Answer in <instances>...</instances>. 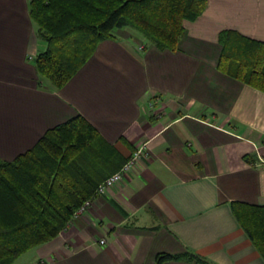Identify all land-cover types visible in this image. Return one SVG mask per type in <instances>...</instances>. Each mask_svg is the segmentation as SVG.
Listing matches in <instances>:
<instances>
[{"label":"crops","instance_id":"obj_1","mask_svg":"<svg viewBox=\"0 0 264 264\" xmlns=\"http://www.w3.org/2000/svg\"><path fill=\"white\" fill-rule=\"evenodd\" d=\"M30 2L0 0V158L78 114L124 156L145 154L13 264H156L159 252L184 251L210 264H264L232 208L264 205V164L252 162L264 158V92L218 66L222 30L264 41V0H208L176 51L118 29L60 89L37 73L45 43Z\"/></svg>","mask_w":264,"mask_h":264},{"label":"trees","instance_id":"obj_2","mask_svg":"<svg viewBox=\"0 0 264 264\" xmlns=\"http://www.w3.org/2000/svg\"><path fill=\"white\" fill-rule=\"evenodd\" d=\"M207 5L208 0H31L30 15L45 43L34 60L37 73L54 88L64 87L118 29L176 51L187 24ZM219 42V69L264 92V41L225 29ZM130 157L78 114L47 129L14 159L0 158V264H13L56 238ZM232 208L264 257V205L234 201ZM173 260L210 264L191 251L156 255V264Z\"/></svg>","mask_w":264,"mask_h":264},{"label":"built area","instance_id":"obj_3","mask_svg":"<svg viewBox=\"0 0 264 264\" xmlns=\"http://www.w3.org/2000/svg\"><path fill=\"white\" fill-rule=\"evenodd\" d=\"M153 105V103H152ZM161 116V115H159ZM145 154L144 148L140 147L137 150H135L133 152V154L131 155V157L129 158L128 162L125 163V165L117 172H115L114 174H112L111 176H109L106 181L101 184L97 190V193L101 194L103 192H105L110 186L118 183L119 181L122 180L123 175L125 174V172H127L137 161V159L141 158V156H143ZM258 164H264V158H259V161L257 162ZM92 200H88L86 201L74 214V216H77L78 214L82 213L90 204H91ZM102 242H104V240H102Z\"/></svg>","mask_w":264,"mask_h":264}]
</instances>
